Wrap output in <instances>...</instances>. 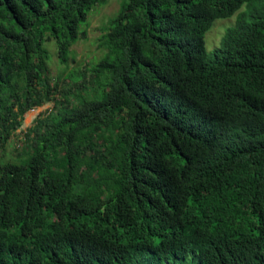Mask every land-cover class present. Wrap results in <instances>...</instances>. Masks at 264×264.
<instances>
[{
	"label": "trees",
	"instance_id": "trees-1",
	"mask_svg": "<svg viewBox=\"0 0 264 264\" xmlns=\"http://www.w3.org/2000/svg\"><path fill=\"white\" fill-rule=\"evenodd\" d=\"M107 2L0 0V148L53 103L0 156V264H264V0H122L61 89L45 42Z\"/></svg>",
	"mask_w": 264,
	"mask_h": 264
},
{
	"label": "rangeland",
	"instance_id": "rangeland-1",
	"mask_svg": "<svg viewBox=\"0 0 264 264\" xmlns=\"http://www.w3.org/2000/svg\"><path fill=\"white\" fill-rule=\"evenodd\" d=\"M122 0H108L104 5H98L89 14L88 22L82 29L86 32V36L80 38L74 44L71 60L69 65L62 64L59 60L58 49L55 40L45 42V46L50 50V69L54 77L52 83L57 80L61 89H68L66 79L75 69H83L98 62L105 54V50L100 46V38L105 32V28L109 25V20L114 17L121 5ZM236 16L217 19L212 28L206 34V45L208 51L219 46L221 38L228 26L235 23ZM73 84V82H71ZM91 89L89 84L88 91ZM75 90V88H74ZM53 106L52 102L46 103L36 109L29 110L24 116L23 126L17 129L4 145L0 148V156L15 157L17 151L21 150L27 142L29 129L34 125L36 119L41 114L47 113ZM23 146V147H22ZM19 149V150H18ZM78 171V170H77ZM79 171H83L80 169Z\"/></svg>",
	"mask_w": 264,
	"mask_h": 264
},
{
	"label": "clouds",
	"instance_id": "clouds-1",
	"mask_svg": "<svg viewBox=\"0 0 264 264\" xmlns=\"http://www.w3.org/2000/svg\"><path fill=\"white\" fill-rule=\"evenodd\" d=\"M234 16H236V15H234ZM233 17V16H232ZM221 19H226V18H221ZM37 108V107H36ZM36 108H33V109H36ZM52 108V107H51Z\"/></svg>",
	"mask_w": 264,
	"mask_h": 264
}]
</instances>
